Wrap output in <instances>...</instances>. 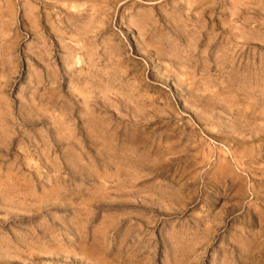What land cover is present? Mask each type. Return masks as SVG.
Here are the masks:
<instances>
[{
  "label": "rangeland",
  "instance_id": "rangeland-1",
  "mask_svg": "<svg viewBox=\"0 0 264 264\" xmlns=\"http://www.w3.org/2000/svg\"><path fill=\"white\" fill-rule=\"evenodd\" d=\"M0 10V264H264V0Z\"/></svg>",
  "mask_w": 264,
  "mask_h": 264
},
{
  "label": "bare ground",
  "instance_id": "bare-ground-1",
  "mask_svg": "<svg viewBox=\"0 0 264 264\" xmlns=\"http://www.w3.org/2000/svg\"><path fill=\"white\" fill-rule=\"evenodd\" d=\"M1 11V10H0Z\"/></svg>",
  "mask_w": 264,
  "mask_h": 264
}]
</instances>
